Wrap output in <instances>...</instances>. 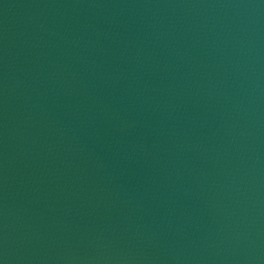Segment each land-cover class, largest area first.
Instances as JSON below:
<instances>
[{"label": "water", "instance_id": "water-1", "mask_svg": "<svg viewBox=\"0 0 264 264\" xmlns=\"http://www.w3.org/2000/svg\"><path fill=\"white\" fill-rule=\"evenodd\" d=\"M0 264H264V0H0Z\"/></svg>", "mask_w": 264, "mask_h": 264}]
</instances>
